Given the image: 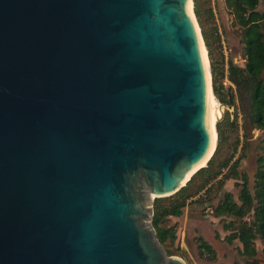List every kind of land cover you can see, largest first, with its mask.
<instances>
[{
  "label": "water",
  "instance_id": "obj_1",
  "mask_svg": "<svg viewBox=\"0 0 264 264\" xmlns=\"http://www.w3.org/2000/svg\"><path fill=\"white\" fill-rule=\"evenodd\" d=\"M192 4L0 0V264H186L152 222L217 146Z\"/></svg>",
  "mask_w": 264,
  "mask_h": 264
},
{
  "label": "trees",
  "instance_id": "obj_2",
  "mask_svg": "<svg viewBox=\"0 0 264 264\" xmlns=\"http://www.w3.org/2000/svg\"><path fill=\"white\" fill-rule=\"evenodd\" d=\"M226 2L234 11L236 20L241 27L246 60L243 67L230 63L227 76L237 85L242 84L246 93H249L250 104L247 118L252 127L264 130V9H259L261 0H226ZM194 12L208 50L212 72V92L219 102L229 106L233 105L234 94L231 87L224 86L222 80L225 77L224 69L220 74L218 72L213 57L212 37L206 28L198 0H194ZM210 17H213L211 10ZM217 39H220L218 34ZM236 128V121H231L230 131H234ZM216 130L218 136L216 150L207 165L198 170L187 184L174 195L154 200L152 224L158 240L163 245L167 242L174 243L177 239V231L175 226L166 225L169 217H180L187 206L200 203L201 200L197 196L202 191L209 192L214 185H218V188L222 187L230 178L241 179V184L239 182L236 184L241 185L239 200L234 198L232 192H227L224 199L216 206L214 215L216 217L222 215L235 217V220L226 226L232 232L225 237V241L232 244L235 240H239L242 244L239 252L244 256L254 258V260H247L246 264H260L255 257L258 253L256 240L260 239L264 244V139L263 154L257 160L256 188L252 193L247 174L242 173L239 178L240 160L232 162V155L223 156L224 145L230 139L225 118L216 123ZM224 168H228V174L222 173ZM252 211L254 218L248 222L245 217ZM235 221H238V224ZM199 242L200 247L215 258V252L211 245L203 239H200Z\"/></svg>",
  "mask_w": 264,
  "mask_h": 264
},
{
  "label": "rangeland",
  "instance_id": "obj_3",
  "mask_svg": "<svg viewBox=\"0 0 264 264\" xmlns=\"http://www.w3.org/2000/svg\"><path fill=\"white\" fill-rule=\"evenodd\" d=\"M198 2L206 28L212 37L213 57L218 72L220 74L221 70L224 69L225 77L222 78L224 86L232 88L235 100L234 104L230 106L220 102L222 110L217 122L225 118V125L230 133V139L224 145L223 156L232 155V162L237 159L240 160L239 178H241L242 173L247 174L250 191L254 193L256 188L255 174L258 168L257 160L263 154L264 130L252 127L247 118L250 104L249 93H246L242 84L237 85L227 76L230 63L243 67L246 62L241 27L226 0H198ZM192 5L194 6V0ZM259 9H264V0H261ZM210 10L213 13L212 18L210 17ZM216 32L220 39H217ZM205 50L212 89L210 59L209 55L207 56L206 47ZM233 120L236 121L237 128L230 131ZM222 173L228 174V168L225 171L222 170ZM227 182H230V192L236 200H239L241 185L236 184L237 182L241 184L242 180L230 178ZM227 192L226 183L219 188L218 185H214L209 192L202 191L197 196L201 202L187 206L182 216L169 217L166 225L175 226L177 239L174 243L167 242L164 245L161 243L168 255L178 256L186 264H246L247 260H254V258L244 256L239 252L242 247L239 240H235L232 244L225 241V237L232 232L226 226L235 220V217L230 215L216 217L214 215L216 206L224 199ZM253 216L252 211L245 217V220L250 222L253 220ZM235 222L238 224V221ZM200 239L206 240L211 245L215 252V258L200 247ZM256 247L258 253L255 259L260 264H264V244L260 239L256 240Z\"/></svg>",
  "mask_w": 264,
  "mask_h": 264
},
{
  "label": "bare ground",
  "instance_id": "obj_4",
  "mask_svg": "<svg viewBox=\"0 0 264 264\" xmlns=\"http://www.w3.org/2000/svg\"><path fill=\"white\" fill-rule=\"evenodd\" d=\"M203 52H204V56H205V59H206V66H207V69H208V61H207V58H206V50H205V46L204 45H203ZM208 75H209V80H210L209 69H208ZM221 110H222L221 104H220V102L217 101V99L214 96V94L212 92V89L210 87V94H209V123H210L212 129L215 128V124H216L218 118L221 115Z\"/></svg>",
  "mask_w": 264,
  "mask_h": 264
},
{
  "label": "crops",
  "instance_id": "obj_5",
  "mask_svg": "<svg viewBox=\"0 0 264 264\" xmlns=\"http://www.w3.org/2000/svg\"><path fill=\"white\" fill-rule=\"evenodd\" d=\"M226 189H227L228 192L231 191V188H230V182H227V183H226Z\"/></svg>",
  "mask_w": 264,
  "mask_h": 264
},
{
  "label": "built area",
  "instance_id": "obj_6",
  "mask_svg": "<svg viewBox=\"0 0 264 264\" xmlns=\"http://www.w3.org/2000/svg\"><path fill=\"white\" fill-rule=\"evenodd\" d=\"M227 168H224L223 171H225Z\"/></svg>",
  "mask_w": 264,
  "mask_h": 264
}]
</instances>
